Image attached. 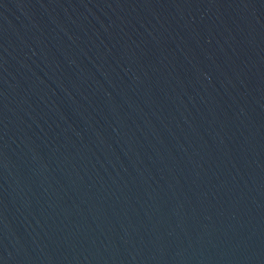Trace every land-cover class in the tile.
Returning <instances> with one entry per match:
<instances>
[{"label": "water", "instance_id": "obj_1", "mask_svg": "<svg viewBox=\"0 0 264 264\" xmlns=\"http://www.w3.org/2000/svg\"><path fill=\"white\" fill-rule=\"evenodd\" d=\"M0 264H264V0H0Z\"/></svg>", "mask_w": 264, "mask_h": 264}]
</instances>
